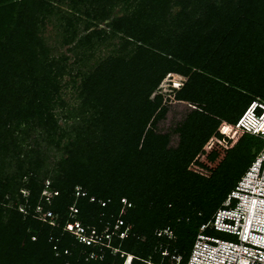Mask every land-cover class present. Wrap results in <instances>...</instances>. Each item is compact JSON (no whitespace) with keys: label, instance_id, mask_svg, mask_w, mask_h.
I'll return each mask as SVG.
<instances>
[{"label":"trees","instance_id":"trees-1","mask_svg":"<svg viewBox=\"0 0 264 264\" xmlns=\"http://www.w3.org/2000/svg\"><path fill=\"white\" fill-rule=\"evenodd\" d=\"M54 3L0 0V264H160V244L185 264L199 226L263 146L243 135L210 176L189 170L221 138V122L264 103V0H70L72 13L57 19ZM52 20L71 57L46 47ZM167 74L185 78L174 100L187 109L162 132L170 105L155 93ZM64 75L77 109L61 97ZM227 123L220 131L232 147L239 133ZM51 149L61 154L47 164ZM45 179L53 225L36 212ZM117 221L126 236L107 241ZM68 223L99 243H82ZM166 227L173 242L156 236Z\"/></svg>","mask_w":264,"mask_h":264},{"label":"built area","instance_id":"built-area-1","mask_svg":"<svg viewBox=\"0 0 264 264\" xmlns=\"http://www.w3.org/2000/svg\"><path fill=\"white\" fill-rule=\"evenodd\" d=\"M226 123L221 122L216 130L221 138L212 136L206 143L213 141L214 146L222 147L224 152L233 147L232 139L228 142L230 137L222 135L220 131L221 126ZM228 126L238 130V139L243 135H251L260 139L263 146L209 221L199 226L185 264H264V104L251 102L236 123ZM213 151L212 147L208 156ZM44 191L47 192L48 189L45 188ZM76 191V196L84 195L80 193L79 188ZM122 203L127 205L125 200H122ZM51 216V212L45 211L38 214L41 221L53 224L49 220ZM119 223L122 224L121 221ZM73 229L75 231H72ZM69 231L86 245L99 243L94 230L85 235L78 223L70 224ZM120 235L122 239L126 236L125 232H120ZM156 236L170 242L175 240V235L169 227L158 230ZM105 239H109V234H105ZM162 245L159 246L160 264H163L165 259L169 264H180L182 256L176 255V251L170 252L167 248L162 250ZM145 264L153 263L146 261Z\"/></svg>","mask_w":264,"mask_h":264},{"label":"rangeland","instance_id":"rangeland-1","mask_svg":"<svg viewBox=\"0 0 264 264\" xmlns=\"http://www.w3.org/2000/svg\"><path fill=\"white\" fill-rule=\"evenodd\" d=\"M52 1L55 3L57 1V3L56 4L54 3V5L52 6L53 7L52 8V10H53L52 14H53L54 18L57 19L58 17H60L61 13L65 12V11H66V14L68 15V12L70 11V6H71L70 0H52ZM78 1H80V0H78ZM77 6H78V8H80V10H78V13H80V11H84V9L88 10L87 5H85V4L78 3ZM89 10H91V8ZM70 13H72V11H70ZM48 19H50V18L48 17ZM52 21H50V23L47 24V26H46L47 32L44 33V39H45L46 47L50 48V51H52L51 56H53V57L58 56L60 53H62L63 56L66 55L67 57H71V53L66 52V49L68 48L67 46H61L60 47V45H59V42H60L59 31H57L55 29V26H54V24H56L55 21H53V22ZM99 27H102V25ZM106 29L108 30V27H106ZM103 48L104 49L98 50L96 53L98 54L102 51L106 52V48L105 47H103ZM102 53H104V52H102ZM70 62H71V60H68L69 64H70ZM67 68L70 70V68L68 66H67ZM76 71H77V67H74V73ZM77 81H78V79H77ZM69 82H70L69 77L64 75V77H62V80H61V86L64 87ZM173 82H175L174 83L175 85L181 86L185 82V78L181 77L177 74H167L165 76V78L163 79L161 85L159 86L158 90L155 93V94L160 93L161 95H163L164 100H167L166 104L170 105V110L168 111L165 119H163V121H161L158 124V127H159L160 131H162V132H168L169 130H171L175 126V124L182 118L184 112L187 109V106H185V104H177V102L174 100V94L178 88L172 87ZM60 94H61L63 101H65L67 108L69 110H74V109L78 108L80 100L77 96V93H75L74 88L67 85L66 87L61 89ZM255 101H258V102H261L262 104H264L258 98ZM62 114L63 115L65 114L64 111L62 112ZM68 121H69L68 123L71 124V122H73V119L68 120ZM59 123L61 125L64 124L63 120H60ZM176 142H177V137H176V135H174L172 137L171 143H172V145H175ZM213 143H215V142L212 141L210 144L204 145L203 148L201 149V152L198 155V161H197L201 165V167H199L198 164H196V163H194V164L191 163L189 166V170H192V172L200 174V175L204 174L206 177L210 176L211 171L218 165V163H220V161L225 156V152L222 150V147L220 148L219 146H214ZM40 146H42L44 148L43 144H41ZM212 147L214 148V151H216V153L218 154L217 158L214 162H210L209 159L206 157V156H208V153H210V150ZM60 154H61L60 151H57L54 149L47 151L46 155H47L48 161L46 163L47 164L54 163V161L56 159H58ZM55 172H57V171H55ZM64 174L65 173H63V171H62L60 174L61 175L60 179L61 178L65 179L66 176ZM50 183H51L50 179H47V180L45 179V181L42 182L43 189L40 193L39 203L37 204V207H36V212L38 214L40 211L52 212L49 209H45L44 206L42 205L44 203L50 205L53 197H56L55 193H52L49 190L47 192L44 191L45 186L49 185L48 187H50ZM22 197H25V200H26L25 204H27L28 192L22 191ZM19 207L22 208V209L20 208L19 211L22 213H25L24 212L25 209L22 206H19ZM122 212H123V210H122ZM56 219H57V216L54 214H52V216L49 218V220L52 223H55ZM51 225H53V224H51ZM116 225L118 227H116ZM121 225H120L119 221H117V223L115 224V226L113 228L114 232L109 234V239H106L107 241L111 240L112 236L117 237L120 240L122 239L121 238L122 236L121 235L119 236V234H120L119 231L121 229ZM66 229L70 230V224L69 223L66 225ZM126 230H127V228L124 230L125 235L127 233ZM72 231H75V229H73ZM104 232L106 233V231H104ZM213 236L223 237L222 235H219V234H213ZM104 238H105V235H104ZM115 251L117 252V249L114 250V253H116Z\"/></svg>","mask_w":264,"mask_h":264},{"label":"clouds","instance_id":"clouds-1","mask_svg":"<svg viewBox=\"0 0 264 264\" xmlns=\"http://www.w3.org/2000/svg\"><path fill=\"white\" fill-rule=\"evenodd\" d=\"M174 83H175V82H173V86H172V87L177 88L178 85H175ZM240 138H241V137H240ZM240 138L235 142V144L233 145V147H234V146L236 145V143L240 140ZM230 141H231V138L228 140V142H230ZM233 147H232V148H233ZM232 148H231V149H232ZM126 260H127V258H126ZM125 264H126V261H125ZM129 264H131V262H129Z\"/></svg>","mask_w":264,"mask_h":264},{"label":"bare ground","instance_id":"bare-ground-1","mask_svg":"<svg viewBox=\"0 0 264 264\" xmlns=\"http://www.w3.org/2000/svg\"><path fill=\"white\" fill-rule=\"evenodd\" d=\"M234 128V127H233ZM234 129H236V128H234ZM237 130V129H236ZM129 259V260H128ZM130 259H131V257H128L127 258V262H126V264H129V262H130Z\"/></svg>","mask_w":264,"mask_h":264}]
</instances>
